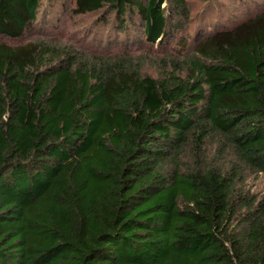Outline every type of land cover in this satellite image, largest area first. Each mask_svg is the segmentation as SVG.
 Returning a JSON list of instances; mask_svg holds the SVG:
<instances>
[{
  "label": "trees",
  "instance_id": "trees-1",
  "mask_svg": "<svg viewBox=\"0 0 264 264\" xmlns=\"http://www.w3.org/2000/svg\"><path fill=\"white\" fill-rule=\"evenodd\" d=\"M72 1L122 48L0 0V264H264V0Z\"/></svg>",
  "mask_w": 264,
  "mask_h": 264
},
{
  "label": "rangeland",
  "instance_id": "rangeland-1",
  "mask_svg": "<svg viewBox=\"0 0 264 264\" xmlns=\"http://www.w3.org/2000/svg\"><path fill=\"white\" fill-rule=\"evenodd\" d=\"M224 1L226 0H221V2ZM187 2L191 16L200 14V8L205 3L203 0H187ZM42 5L46 7L42 8L41 13L45 14L50 11L53 16L52 18L47 16V20H44L46 24H37L29 33L27 32L28 34L24 37L25 39L41 35L51 36L52 38L50 39L58 40L61 44L73 45L85 52H89V54H99L100 50H104L105 48H110L109 51L118 50L121 47V41L127 38V32L131 33L130 29L126 32V36L125 33H118L111 21L113 14L110 13V15L106 16L107 9L97 14L74 15L68 11L69 8L73 7L72 0H42ZM99 18L107 20L105 25L99 23ZM115 38L119 41L116 44L114 42ZM130 42L131 46L137 44L135 40L132 42V37H130V40L128 39V43ZM140 50L137 49L136 53H139ZM149 71L153 72V69ZM245 190H248L251 194L261 195L264 192L263 177L261 175L249 177L246 181Z\"/></svg>",
  "mask_w": 264,
  "mask_h": 264
}]
</instances>
